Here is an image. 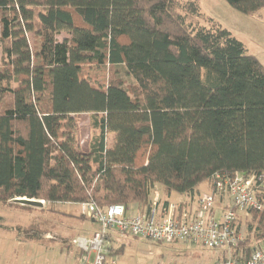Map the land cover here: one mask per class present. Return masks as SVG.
I'll return each instance as SVG.
<instances>
[{
  "label": "trees",
  "instance_id": "16d2710c",
  "mask_svg": "<svg viewBox=\"0 0 264 264\" xmlns=\"http://www.w3.org/2000/svg\"><path fill=\"white\" fill-rule=\"evenodd\" d=\"M225 1L245 15L264 7ZM201 16L197 0H0V206L145 209L157 185L194 196L217 176L264 175V66ZM95 65L110 69L106 88L82 75ZM248 214L264 246V212ZM242 244L234 258H249Z\"/></svg>",
  "mask_w": 264,
  "mask_h": 264
},
{
  "label": "rangeland",
  "instance_id": "374dc122",
  "mask_svg": "<svg viewBox=\"0 0 264 264\" xmlns=\"http://www.w3.org/2000/svg\"><path fill=\"white\" fill-rule=\"evenodd\" d=\"M197 1L202 14L198 19L200 24L209 26L210 20H213L221 25L241 41L248 53L255 56L264 66V7L255 14L245 15L225 0ZM66 37L65 34L61 35L59 40L62 41ZM30 41L33 43L31 37ZM1 62L0 43V65ZM82 75L96 86L106 88L110 69L108 66L96 65L83 67ZM78 122L81 138L94 137L96 133L92 127L90 115L80 116ZM112 137L110 135L108 138L109 144L112 143ZM84 144L85 148L87 143L84 141ZM207 188V183L201 185V191H206ZM156 191L163 194L158 185ZM224 199L226 202L229 201L227 198ZM40 201L44 202L42 209L12 202L0 206V264H74L73 241L76 242L79 238H90L99 228L83 213L79 204H51L44 200ZM135 206L140 207V212L144 210L143 206ZM240 218L242 220L238 227L244 238L241 249L249 253L258 242L254 232L248 230L249 225L255 222H253V216L247 213L240 214ZM45 236L52 238V241L46 242L52 246L49 249L37 241L44 239ZM118 238L111 249L116 251L122 245L123 252L119 256H110V254L107 256L108 261L115 260L118 264H214L219 255V251H211L198 245L156 243L131 235ZM63 240L71 242L72 247H62Z\"/></svg>",
  "mask_w": 264,
  "mask_h": 264
},
{
  "label": "built area",
  "instance_id": "2783aa9c",
  "mask_svg": "<svg viewBox=\"0 0 264 264\" xmlns=\"http://www.w3.org/2000/svg\"><path fill=\"white\" fill-rule=\"evenodd\" d=\"M224 198L229 205L220 209L217 202ZM166 203L156 194L151 206L141 212L125 205L101 209L93 202L81 204L83 213L99 228L90 238L75 242L81 253L78 264H118L107 260L117 235L156 243L198 245L211 251L227 250V260L216 264H264V246L254 248L243 260L232 256L244 241L238 227L239 214L250 210L264 212V175L217 176L211 192L199 196L195 210Z\"/></svg>",
  "mask_w": 264,
  "mask_h": 264
},
{
  "label": "crops",
  "instance_id": "0c3cea01",
  "mask_svg": "<svg viewBox=\"0 0 264 264\" xmlns=\"http://www.w3.org/2000/svg\"><path fill=\"white\" fill-rule=\"evenodd\" d=\"M202 185V184H201ZM201 185L198 187V191L195 193V195L194 196H187V195H178V194H172V195H170V196H168L164 191H163V189H162V187H161V190L163 191V194H161V193H159V192H155L154 191V193L152 194V196H151V199H153L154 197H155V195L157 194L158 196H159V198H161L162 199V201H167V202H169V203H173V204H176V205H180L182 208H184V207H186V208H188V209H191V210H195L196 209V207H197V200H198V198H199V196L200 195H202V194H206V193H209V192H211V189H210V186L207 184V186H208V188L206 189V191H201ZM172 198L174 199V200H172ZM228 204H229V201L228 202H226L225 201V199H222L221 201H220V206H218L220 209H223L224 207H226V206H228ZM140 207H133V209H135L134 211H137V210H140L139 209ZM142 209V208H141ZM241 215L243 214V213H240ZM240 214H239V222H240V220H242L241 218H240ZM96 231V230H95ZM94 231V232H95ZM93 232V233H94ZM92 233V234H93ZM77 237H79V236H77ZM72 238V237H71ZM33 239H35V238H33ZM35 240H37V239H35ZM47 240H50V241H52V238H51V236H45L44 237V239H42V240H37L39 243H42L43 244V246H45L46 248L48 247V249L50 248V247H52L51 245H50V243H46L47 242ZM75 242V240L73 241V245L75 244L74 243ZM71 245V246H70ZM121 246V245H120ZM119 246V247H120ZM62 247H72V244H71V242H68V240H63L62 241ZM61 247V248H62ZM74 247H75V251H74V257H75V263L74 264H78V261H79V258H80V255H81V253H80V251L76 248V246L74 245ZM53 249V248H52ZM220 255V254H219ZM219 255H218V257H219ZM218 257H217V260H216V262L218 261ZM58 264V263H57Z\"/></svg>",
  "mask_w": 264,
  "mask_h": 264
},
{
  "label": "water",
  "instance_id": "95a60500",
  "mask_svg": "<svg viewBox=\"0 0 264 264\" xmlns=\"http://www.w3.org/2000/svg\"><path fill=\"white\" fill-rule=\"evenodd\" d=\"M14 204H19L23 206H28V207H34V208H39L42 209L44 208V202L40 200H35V199H28V198H17L11 201Z\"/></svg>",
  "mask_w": 264,
  "mask_h": 264
}]
</instances>
